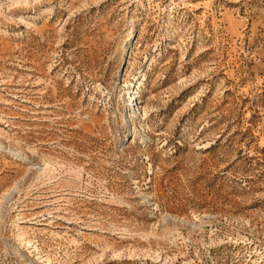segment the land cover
I'll return each mask as SVG.
<instances>
[{"label": "rangeland", "instance_id": "374dc122", "mask_svg": "<svg viewBox=\"0 0 264 264\" xmlns=\"http://www.w3.org/2000/svg\"><path fill=\"white\" fill-rule=\"evenodd\" d=\"M0 264H264V0H0Z\"/></svg>", "mask_w": 264, "mask_h": 264}]
</instances>
